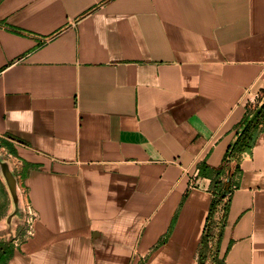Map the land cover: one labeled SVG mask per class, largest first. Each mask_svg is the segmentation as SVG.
I'll list each match as a JSON object with an SVG mask.
<instances>
[{"label":"crops","instance_id":"1","mask_svg":"<svg viewBox=\"0 0 264 264\" xmlns=\"http://www.w3.org/2000/svg\"><path fill=\"white\" fill-rule=\"evenodd\" d=\"M256 95L264 0H0V150L26 192L12 227L1 214L8 264H198V166ZM241 166L221 257L264 264V131Z\"/></svg>","mask_w":264,"mask_h":264},{"label":"trees","instance_id":"2","mask_svg":"<svg viewBox=\"0 0 264 264\" xmlns=\"http://www.w3.org/2000/svg\"><path fill=\"white\" fill-rule=\"evenodd\" d=\"M262 100L255 108L247 111L246 116L238 125L234 140L229 145L221 164L212 167L206 162L198 166V177L210 180L209 192L212 195L209 213L197 249L198 264H225V256L221 257V246L227 218L234 192L239 189L242 177V162L247 158L259 137L264 131V104L258 117L247 125L248 121L262 104ZM0 148L15 155V150L8 141H0ZM25 171L22 172V177ZM0 218L6 209L8 193L0 178ZM24 230L20 233L23 240ZM5 233H0V264H8L15 253L16 246L13 240H8Z\"/></svg>","mask_w":264,"mask_h":264},{"label":"water","instance_id":"3","mask_svg":"<svg viewBox=\"0 0 264 264\" xmlns=\"http://www.w3.org/2000/svg\"><path fill=\"white\" fill-rule=\"evenodd\" d=\"M263 104L264 103H262L256 109V111L254 112V114L252 115L250 120L248 121L247 125L250 124L251 122H253L258 117L259 113L261 112V110L263 108ZM1 169H2L1 174L3 177L4 184H5L6 188L8 189V192H9L10 197H11L12 211L7 218V225L9 227H12L17 222V220L20 217V214L22 212V199H21V195L19 192L17 179L15 177V174H14L12 168L10 167V164L9 163H2Z\"/></svg>","mask_w":264,"mask_h":264},{"label":"built area","instance_id":"4","mask_svg":"<svg viewBox=\"0 0 264 264\" xmlns=\"http://www.w3.org/2000/svg\"><path fill=\"white\" fill-rule=\"evenodd\" d=\"M261 101L262 100H261L260 96L256 95L254 100L251 99L249 101V103L253 104L256 107L257 105H259L261 103ZM15 168H16L15 172H18V177H19V179H21L22 174L17 169L18 166L15 165ZM19 191H20L22 196H25L26 192L21 186L19 187ZM23 217H24L23 222H24V225L26 228L25 238H27V237H30L32 235L34 222L38 218V214L36 213V211H34V209L27 202L25 203L24 208H23ZM19 244H20L19 240H14V245L16 247H18Z\"/></svg>","mask_w":264,"mask_h":264},{"label":"rangeland","instance_id":"5","mask_svg":"<svg viewBox=\"0 0 264 264\" xmlns=\"http://www.w3.org/2000/svg\"><path fill=\"white\" fill-rule=\"evenodd\" d=\"M2 163H9V164H10V167L12 168V170H13V172H14V174H15V170H16V168H15V165L10 161L9 156L5 154V151L0 150V178H1V180L3 181V177H2V174H1V170H2V169H1V165H2ZM3 183H4V181H3ZM4 185H5V184H4ZM5 187H6V186H5ZM6 190H7V193H8V197H7L6 201H7V204L10 206V204H11V197H10V194H9L7 188H6ZM0 202H2L1 197H0ZM7 208H8V207H7ZM5 210H6V209H5Z\"/></svg>","mask_w":264,"mask_h":264}]
</instances>
